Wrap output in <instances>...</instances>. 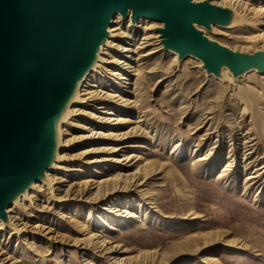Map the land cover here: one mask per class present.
<instances>
[{
    "label": "rangeland",
    "instance_id": "374dc122",
    "mask_svg": "<svg viewBox=\"0 0 264 264\" xmlns=\"http://www.w3.org/2000/svg\"><path fill=\"white\" fill-rule=\"evenodd\" d=\"M214 1L239 18L231 28L214 26L220 35L206 30L209 37L234 51L264 50V15L249 10L264 0ZM129 21H123L128 37L117 41L134 47L149 22L134 28ZM149 51L154 53L143 56ZM111 53L123 60L129 55ZM137 54L133 68L110 65L89 80L137 100L138 108L120 97L109 102L130 119L124 130L143 116L141 131L125 140H99L95 147L102 151L84 157L89 145L77 140L85 133L81 126L106 132L107 124L96 118L103 109L90 103L82 107L87 113L64 115L63 137L70 143L60 150L65 156L62 168H55L57 184L19 206L28 230L13 235L12 227L0 229V254L13 259L8 264H264V74L234 79L225 68L220 80L196 59L174 60L157 39ZM130 153L137 158L128 165L115 159ZM201 155L208 159L198 162ZM94 157L113 160L89 163ZM119 174L144 185L124 183ZM249 175L256 177L247 180ZM101 180V189L88 187ZM36 224L50 227L52 237L33 229Z\"/></svg>",
    "mask_w": 264,
    "mask_h": 264
},
{
    "label": "water",
    "instance_id": "95a60500",
    "mask_svg": "<svg viewBox=\"0 0 264 264\" xmlns=\"http://www.w3.org/2000/svg\"><path fill=\"white\" fill-rule=\"evenodd\" d=\"M164 22L167 47L202 57L210 70L264 68L263 53H240L208 39L194 23L225 19V9L192 0H0V215L8 193L38 173L50 122L71 81L115 12Z\"/></svg>",
    "mask_w": 264,
    "mask_h": 264
},
{
    "label": "bare ground",
    "instance_id": "6f19581e",
    "mask_svg": "<svg viewBox=\"0 0 264 264\" xmlns=\"http://www.w3.org/2000/svg\"><path fill=\"white\" fill-rule=\"evenodd\" d=\"M192 1L193 2L207 1L210 4L225 9L226 15H225V19L222 22H214L211 23L209 26L194 23V27L198 31H200L208 39L215 41L217 43L219 42L208 36L206 30H208L209 32L214 31V34L220 35L221 32L217 31L218 29H214V26L220 28H231L232 25L236 24V19L239 18L238 13L232 8L223 5H218L221 4L220 2H216L214 0H192ZM249 10L254 12V14L259 13L261 15H264V5L263 6L259 5L258 7L253 6ZM127 19L130 20L128 27L136 26V24L140 20H145V22H149V25L144 27V33L141 38L142 42L134 47L132 44L120 45L117 41L120 37H125L128 35L125 31H123L124 29L123 21ZM156 27H157L156 31H150L152 29H155ZM163 27H164V22L152 17L138 16L136 19H134L131 10H128L127 13L125 14L118 11L113 14L108 26L106 27L104 36L93 48L86 62L84 63L82 68L78 71V73L75 75V77L71 81L70 85L66 89L64 95L62 96L61 100L59 101L56 107V110L50 122L48 150L38 173L30 177L26 181H24L18 187L11 190L6 196L4 202V213L3 215H0V229L3 227L2 225H5L6 227H12L11 228L12 231L10 233L13 235L18 233L19 231L28 230L29 229L28 222L23 221V219H21L18 216V214L20 213L18 210L19 206L23 203V201L26 198L34 197L36 196V194L38 196V193H41L42 191H46L49 188L54 189V185L57 184L58 179L56 178L55 175V168H62V165L60 164V160L63 159L65 156L63 153L60 152V150L62 149L63 144L67 145L70 143L69 139H64L63 137V135L67 133L66 128L62 127V123H61V120L64 115L65 116L79 115L82 113H87L84 109H82V107H84L85 105L89 107L90 103L93 104L91 105L92 107L95 104H99L100 109H103L102 112L103 115H98L96 118L102 123L107 124L106 132L102 130L101 131L95 130L94 128L87 125L81 126L83 130H85V133L78 136L77 140L85 141V144L87 143V145H89L81 153L84 157L102 151L101 148L95 147L99 140H104L107 138L125 140L131 135L137 134L139 131H141L140 125L138 124L144 121L143 116H138L137 120H135L134 123H136L137 125L129 128L128 130H124V128H122L123 125L129 123L130 119H128L125 116L121 117L117 115L118 111H116L115 108L110 107V102H109L110 100H114L115 98L120 97L118 100H121V102L125 106L138 108L139 103L137 100L128 97L127 98L121 97L116 93L111 94L106 91H103L101 90V86L99 85L98 80H96L95 78L89 80V78L92 77L94 73L99 72L100 69H104L105 67L107 66L109 67L110 65L133 68L132 61L136 62L141 59V57L137 54V50L153 45V39H157L158 44L160 45L163 44L167 51H172L175 54L174 60L177 59L178 62L181 63L187 58L196 59L201 63V67L204 71H206L209 75L216 76L220 80H225L223 74V70L225 68L228 70V72L231 74V76L234 79H239L245 76L246 74L254 71L259 74H264V68L254 64L243 68L237 74H234L230 66L225 62L220 63L217 71L210 70L207 67L205 60L199 55L192 52H188L184 55H181L178 50L171 47H167L165 44L166 37L162 32ZM259 37H264V33L259 35ZM223 46L229 48L225 45ZM112 50H115L117 52L119 51V52L129 53V55L127 56V60L118 59L114 55L112 56L111 53ZM236 52H240V51H236ZM259 52L263 53V58H264V50H260ZM152 53L154 52L149 51L147 52V54H144L143 56L151 55ZM240 53H246V52H240ZM113 75L122 77V74L118 71H113ZM122 79H127V78L122 77ZM114 130H117L118 132ZM123 144L124 143H121L120 145H117L116 147L112 148L111 152L120 151L123 148ZM135 158L137 157L133 153H130L123 159H118V158L115 159L120 163L126 162L125 165H128ZM207 159H208L207 155H201L198 158V162H203ZM106 160H113V158L107 159V158L94 157L89 160V163L97 164ZM132 165L134 164H131V166ZM137 171H139V169ZM119 176H121L123 179L125 178L123 174H119ZM255 177L256 176L254 175H249L247 177V180L254 179ZM89 181H93V180H87V184ZM125 181H129L130 183L133 184L136 182L135 184L140 186L144 185L143 182L138 181L136 176L126 177V179H124V183ZM104 183H105L104 180L94 181V183H89L88 187L95 186L94 188L101 189V186ZM30 189H32V191L27 193ZM115 190H118V186H115L114 191ZM96 192L98 193V191ZM96 192H95V196H96ZM121 213L124 214L125 216L129 214L127 210H123ZM32 227L33 229L40 228V231L44 232L46 236H48L49 238L52 237L50 235L53 232L50 227H45L42 225L40 226L39 224H36L35 226ZM90 237L101 239L100 235L93 232L91 233ZM100 242L104 244L106 243V240L102 239ZM5 255L6 254H4V252L0 254V264H8L11 261L12 258H10L9 256L5 257ZM10 264H16V263L14 261Z\"/></svg>",
    "mask_w": 264,
    "mask_h": 264
}]
</instances>
